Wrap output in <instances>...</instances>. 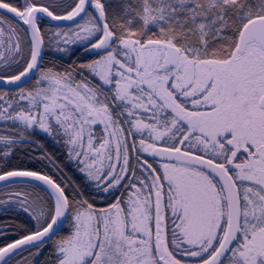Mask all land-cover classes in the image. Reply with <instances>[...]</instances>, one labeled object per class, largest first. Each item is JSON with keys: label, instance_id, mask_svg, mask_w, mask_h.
Here are the masks:
<instances>
[{"label": "snow or ice", "instance_id": "6c2138e0", "mask_svg": "<svg viewBox=\"0 0 264 264\" xmlns=\"http://www.w3.org/2000/svg\"><path fill=\"white\" fill-rule=\"evenodd\" d=\"M0 264H264V0H0Z\"/></svg>", "mask_w": 264, "mask_h": 264}, {"label": "trees", "instance_id": "16d2710c", "mask_svg": "<svg viewBox=\"0 0 264 264\" xmlns=\"http://www.w3.org/2000/svg\"><path fill=\"white\" fill-rule=\"evenodd\" d=\"M54 57L58 61H61V59H62V62L65 65L71 63L72 61L87 62V61H90L91 59L95 58L94 55L84 53L82 48H80V47H76L70 56H65L63 58H61L58 54H54L50 51L45 52L46 61L51 60ZM37 138L40 139L45 144V147L55 155L58 162L64 168L65 173H67V176L71 177L77 183H81V180H82L81 175L76 171L75 163L74 162L70 163L66 160L63 147L59 144L54 143L50 138H48L44 134L38 133ZM52 174L55 175V172L53 171ZM57 179H59V177H57ZM70 191H71V189H69V192ZM94 203L98 207H106L107 206V202L102 200V199H99V198L96 199L94 201ZM24 255L27 256L28 253H24ZM20 258H22V257H20ZM44 258H45L44 256H41L39 259L41 261H43Z\"/></svg>", "mask_w": 264, "mask_h": 264}, {"label": "rangeland", "instance_id": "374dc122", "mask_svg": "<svg viewBox=\"0 0 264 264\" xmlns=\"http://www.w3.org/2000/svg\"><path fill=\"white\" fill-rule=\"evenodd\" d=\"M90 55H94V54H90ZM98 129L100 128V126H96ZM42 134V133H41ZM157 167H159V164L156 165Z\"/></svg>", "mask_w": 264, "mask_h": 264}, {"label": "water", "instance_id": "95a60500", "mask_svg": "<svg viewBox=\"0 0 264 264\" xmlns=\"http://www.w3.org/2000/svg\"><path fill=\"white\" fill-rule=\"evenodd\" d=\"M8 15L11 16V14H8ZM61 26H63V27H67L68 25H67V24H62ZM5 87H6V86H5Z\"/></svg>", "mask_w": 264, "mask_h": 264}]
</instances>
